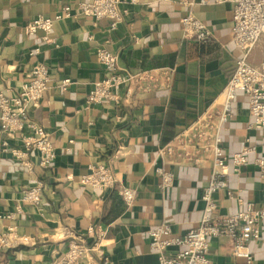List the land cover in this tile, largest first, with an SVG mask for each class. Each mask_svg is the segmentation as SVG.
Segmentation results:
<instances>
[{
    "label": "crops",
    "instance_id": "obj_1",
    "mask_svg": "<svg viewBox=\"0 0 264 264\" xmlns=\"http://www.w3.org/2000/svg\"><path fill=\"white\" fill-rule=\"evenodd\" d=\"M61 5L60 0H0V93L13 96L35 63L47 65L49 84L34 116L56 152L47 168L30 153L28 169L0 148V231L14 227L17 235L27 237L25 243L0 250V264H59L77 234L94 249L71 264H155L148 230L163 222L179 236L196 227L201 215L211 147L198 152L197 160L178 153L161 157L158 150L169 144L192 146L194 129L202 121L217 126L224 89L240 56L232 41V3L141 0L124 4L127 14L112 27L110 18L93 21L80 13L75 1V15L54 22L51 42L41 39L42 31L26 33L28 21L38 15L51 17ZM188 14L211 30L209 40L182 35L180 19ZM35 46L40 51L29 54ZM100 46L117 54L120 68L154 69L159 77L153 83L159 86L131 95L118 87L113 91L119 101L86 107L93 83L106 76L95 54ZM262 52L258 43L250 61L258 62ZM63 79L70 80L65 89L60 85ZM247 102L236 93L226 120L215 130L226 155L244 145L253 148L239 172L231 171L227 186L213 195L216 212L222 215L242 211L247 203L264 209V183L252 163L254 157H264V131L249 126ZM5 138L0 128V144ZM21 145L19 138L9 140V148ZM98 165L111 167L115 187L94 188L81 182ZM157 167L173 175V184L160 187ZM37 181L44 184L41 202L21 203L22 190ZM118 186L136 190L130 205L123 203ZM90 227L101 228L103 236L86 237ZM230 245L228 237L210 238V264H246L230 254ZM248 246L254 264H264V225L260 238Z\"/></svg>",
    "mask_w": 264,
    "mask_h": 264
},
{
    "label": "built area",
    "instance_id": "obj_2",
    "mask_svg": "<svg viewBox=\"0 0 264 264\" xmlns=\"http://www.w3.org/2000/svg\"><path fill=\"white\" fill-rule=\"evenodd\" d=\"M60 1H62L60 11L53 16L38 15L28 21L24 27L26 33L33 36L38 31H42L41 39L51 42L50 31L54 22L73 17L75 14L72 3L75 1L80 13L88 15L93 21L110 18L113 20L112 27L127 14V10L123 7L124 4L141 2V0ZM230 1L233 16L232 41L239 50L240 56L235 62L233 73L224 89L223 111L216 125L226 120L230 111L229 101L240 92L246 97L248 110L252 116V123L249 126L264 131V52L256 63L251 62L249 58L251 51L258 43L263 45L264 51V0ZM180 23L184 37L207 41L212 36L211 30L191 14L182 17ZM39 51V46H35L29 54ZM95 54L106 76L93 83L85 97L86 107L92 103L119 101V96L113 91L118 87H125V93L131 95L136 90L144 91L159 86L153 83L159 77L154 69L130 72L120 68L117 54L101 46L96 49ZM28 76L20 90L13 96L0 93V128L6 136L1 141L0 148L2 151L9 150L11 155L22 161L20 163L28 169L30 167L28 156L30 153H36L38 165L47 168L54 163L56 152L48 134L35 118L34 113L48 87L49 69L44 63L37 62L32 66ZM69 83V79H63L60 85L65 89ZM217 126L203 121L199 123L192 136L193 145L186 147L185 154L181 155L186 159L197 160L198 152L203 151L206 145L212 149L210 175L201 194L202 208L198 224L179 236L172 234V229L167 223L162 222L150 228L148 230L149 246L156 255L155 264H210L207 258L208 240L222 236L230 238L232 256L242 258L246 264H254L248 243L252 239L260 238L261 228L264 225V209L253 208L247 203L242 211L222 215L216 212L217 205L213 197L216 191L227 186V176L231 171L239 172L247 162V156L253 148L244 145L237 152H232L230 155L224 154L219 144L220 139L215 133ZM15 138H19L22 145L9 148V140ZM201 139L205 142L199 143ZM180 145L185 146V144ZM176 148V145H165L158 150V154L161 157L176 154ZM252 163L257 169V178L264 183V157L256 156ZM156 171L161 176V188H167L173 184V175L170 172L164 171L161 167H157ZM81 182L94 188L115 187L116 179L110 166L98 165L89 173L84 174ZM43 189L44 184L41 181L23 189L21 203L38 205L41 202ZM228 193L232 195L230 191ZM118 194L123 203L130 205L135 199L136 190L131 187L118 186ZM87 231L86 237L96 240L104 234L99 227H90ZM26 241L27 237L17 235L14 227H7L4 231H0V250L15 247ZM68 247L59 264H71L94 249L93 246L86 245L85 238L78 234L69 242ZM262 260L264 262V253Z\"/></svg>",
    "mask_w": 264,
    "mask_h": 264
},
{
    "label": "rangeland",
    "instance_id": "obj_3",
    "mask_svg": "<svg viewBox=\"0 0 264 264\" xmlns=\"http://www.w3.org/2000/svg\"><path fill=\"white\" fill-rule=\"evenodd\" d=\"M176 149H177L176 152H177L178 154H180V155L185 154V152H186V150H187V148H186L185 146H180V147H177Z\"/></svg>",
    "mask_w": 264,
    "mask_h": 264
}]
</instances>
